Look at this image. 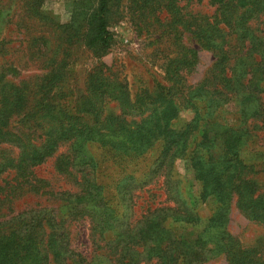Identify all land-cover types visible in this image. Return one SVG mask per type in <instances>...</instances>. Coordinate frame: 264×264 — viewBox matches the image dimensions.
Returning a JSON list of instances; mask_svg holds the SVG:
<instances>
[{"label": "rangeland", "instance_id": "obj_1", "mask_svg": "<svg viewBox=\"0 0 264 264\" xmlns=\"http://www.w3.org/2000/svg\"><path fill=\"white\" fill-rule=\"evenodd\" d=\"M168 1L109 0L106 18L113 38L103 46L88 44L99 0H0V128L36 145L46 142L52 128L61 133L51 154L32 168V184L14 180V169L0 173L6 194L0 219L34 208L55 209L59 219L67 216L64 227L72 253L65 264H130L139 252L140 264L163 263L167 234L158 243L153 236H135L154 207L163 208L166 232L186 244L175 264H232L227 242L241 251L237 264H264V79L257 85L262 91L257 98L248 97L242 112L230 103L205 120L195 119L204 115L207 94L203 90L193 98L191 92L217 73L220 54L199 41L191 15H213L215 6L208 0ZM250 26L264 38V15ZM226 38L233 50L239 48L234 35ZM192 49L197 63L180 76L186 90L181 102L191 100L194 109L181 104L171 120L174 140L188 130L184 156L166 152L162 142L140 154L131 152L132 144L127 150L116 148L129 146L125 129L134 125L128 123L153 110L173 111L179 82L168 70L189 59ZM234 56L239 55L232 54L230 73L237 79L244 61L235 63ZM65 109L75 118L62 126L57 118ZM78 121L92 128L84 129ZM199 139L204 146L197 144ZM0 148V163L19 152L7 141ZM76 152L93 156L96 169L89 167L90 174L84 175L79 164L68 172L57 168ZM193 153L206 159L203 180L193 170ZM83 179L95 186L111 183L121 201L103 230L87 214L67 215L75 203L62 192L79 194ZM245 196L249 199L244 201ZM253 198L260 201L254 214L246 210ZM131 204L135 214L122 215Z\"/></svg>", "mask_w": 264, "mask_h": 264}, {"label": "trees", "instance_id": "obj_2", "mask_svg": "<svg viewBox=\"0 0 264 264\" xmlns=\"http://www.w3.org/2000/svg\"><path fill=\"white\" fill-rule=\"evenodd\" d=\"M108 1L99 0L98 7L92 15L94 22V33L88 41V44H100L103 46L108 45L112 41V34L107 27L106 13L108 12ZM161 1V0H158ZM200 2L201 0H195ZM212 6H215L213 15L193 13L192 27L193 31L199 38L203 45L219 51L220 59L216 63L217 73L209 78L203 80L204 82L198 83L196 89L191 92L193 98L199 96L198 92H206V98H204V115H196L195 119H206V115L213 113L215 109L219 107H225L232 103L239 107L241 112L248 103V97L254 98L258 93L262 91L258 87V82L264 79V38L259 35L254 28L250 26V22L259 16L264 15V0H208ZM173 0H169L168 4H171ZM234 35L238 41L239 48L233 50L228 43L227 36ZM231 49V50H230ZM243 50V51H242ZM234 56V62L239 60L244 61L243 75L237 79L230 73V69L233 64H229L232 54ZM259 56V58H255ZM197 50L192 49V54L189 59H180L173 71V75H178L177 94H179V101L175 102L172 107V112L168 110L163 111H151V113L145 116L139 117V120L132 121L133 128H126L125 134L127 143L115 144L116 148L127 150L130 145H134L130 150L133 154H140L151 149L157 142H162V148L166 149V152L172 150L175 155L184 156V153L188 150V130L181 132L179 140H174L175 130L172 128L171 120L178 114L179 106L184 105V108H193L194 102L191 100L187 102H181L185 100V96L181 95L185 88L184 79L180 76L182 71H190L197 63ZM248 68V69H246ZM246 75H249L246 77ZM234 77V78H233ZM246 77V78H245ZM207 82V83H206ZM176 83V82H175ZM94 88V84L91 85ZM196 93V94H195ZM194 94L196 96H194ZM202 95V94H200ZM257 98V96H256ZM22 100V97L19 98ZM2 96H0V102ZM245 105V106H244ZM244 106V107H243ZM96 107V106H95ZM89 111V110H88ZM4 113V110H0V115ZM70 112L65 110H59V123L64 126L72 122L75 117L69 114ZM98 113V112H97ZM97 114L95 115V117ZM99 119V118H96ZM78 125L86 127V123L78 121ZM91 129V127H86ZM52 128L50 135L46 142H42L39 145L29 143L14 134H9L7 131H2L0 128V143L7 141L11 142L19 148L18 155L16 157L9 158L6 162L0 163V173L6 168L15 170L13 179L19 180L18 182H24L32 184L36 179L32 173V168L41 163L44 158L51 154L54 145L58 142L60 132ZM198 145L204 146L202 139L197 142ZM1 151H4L0 148ZM196 148L193 152H196ZM78 161V162H77ZM193 161V170L199 175L197 178L204 179L207 173V162L203 160L201 156H191ZM81 165L84 167L81 169L84 175L90 174L89 167L95 170L97 162L93 156H82L81 152H76L75 155H67L65 160L57 166L65 172L69 171V167L73 168L75 165ZM95 180V177L93 176ZM80 181V180H79ZM83 188L79 194H73L68 191L62 192L64 198L69 202L73 201L71 212L67 215L71 216H83L87 214L92 222L99 225L96 226L98 230L105 228V221L114 218L115 214L120 210V200L118 199L117 192L111 190V183L106 185L100 184L95 186V183L89 182V180L83 179ZM81 183V184H82ZM80 184V185H81ZM107 188V190H105ZM81 193V194H80ZM4 188L0 186V207L5 197ZM249 199V198H247ZM246 196H245V200ZM253 198L250 200V205L246 210L253 213L260 210V201ZM98 201V202H97ZM101 203L103 208L100 210L96 206ZM245 203V202H244ZM81 205L80 207H78ZM252 207V209H250ZM163 208H153L147 211L150 220H144L135 233L140 240H146L150 236L153 241L158 243L159 236H169L167 244L169 250L165 254V260L160 264H175L174 259L180 260L182 253L186 251V244H181L179 240H175L171 231L166 232L162 227L164 218L161 215ZM169 210H171L169 208ZM263 210V209H262ZM122 215L125 212L130 217L135 214L132 204L124 208ZM58 213L55 209L47 208H34L27 211H23L7 218L0 219V264H65V259L68 257L72 250L69 248V242L65 232L64 222L67 216L62 218L57 217ZM70 217V216H69ZM225 249L233 255L231 261L232 264H237L242 258L241 251L235 244L227 242ZM135 252V248L133 249ZM152 250V248H150ZM172 251V253H171ZM80 260L84 258L77 254ZM141 252L138 253L136 258H131L130 264H140ZM158 260L162 259L157 255ZM169 259V261H168ZM173 259V260H172ZM126 264V263H123Z\"/></svg>", "mask_w": 264, "mask_h": 264}]
</instances>
